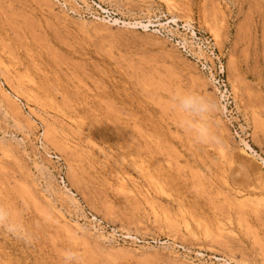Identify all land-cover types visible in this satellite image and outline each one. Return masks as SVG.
<instances>
[{
  "label": "rangeland",
  "instance_id": "1",
  "mask_svg": "<svg viewBox=\"0 0 264 264\" xmlns=\"http://www.w3.org/2000/svg\"><path fill=\"white\" fill-rule=\"evenodd\" d=\"M259 158L264 0H0V264H264Z\"/></svg>",
  "mask_w": 264,
  "mask_h": 264
},
{
  "label": "clouds",
  "instance_id": "2",
  "mask_svg": "<svg viewBox=\"0 0 264 264\" xmlns=\"http://www.w3.org/2000/svg\"><path fill=\"white\" fill-rule=\"evenodd\" d=\"M173 104L184 119L182 125L193 135L196 143H207L212 138L210 120L217 110V103L210 97L202 96L191 91H183L173 96ZM0 226L7 230L18 239L28 242V236L16 223L10 218V213L3 206H0ZM68 261L77 259L74 253L65 257Z\"/></svg>",
  "mask_w": 264,
  "mask_h": 264
},
{
  "label": "built area",
  "instance_id": "3",
  "mask_svg": "<svg viewBox=\"0 0 264 264\" xmlns=\"http://www.w3.org/2000/svg\"><path fill=\"white\" fill-rule=\"evenodd\" d=\"M215 84H216L219 88H224V81H223V79H222V72H221V71L218 73V76H216Z\"/></svg>",
  "mask_w": 264,
  "mask_h": 264
},
{
  "label": "bare ground",
  "instance_id": "4",
  "mask_svg": "<svg viewBox=\"0 0 264 264\" xmlns=\"http://www.w3.org/2000/svg\"><path fill=\"white\" fill-rule=\"evenodd\" d=\"M126 25H127V26H132V24H130V23H127ZM259 159L261 160V164L264 165V160H263L262 158H259ZM259 163H260V162H259ZM261 196H262V198H260L259 201L256 200V202H257V203L259 202V205H260L259 207H261V208L263 207V208H264V196H263V195H261ZM259 197H260V196H259ZM256 199H257V198H256ZM256 202H255V203H256ZM256 205H257V204H256Z\"/></svg>",
  "mask_w": 264,
  "mask_h": 264
}]
</instances>
